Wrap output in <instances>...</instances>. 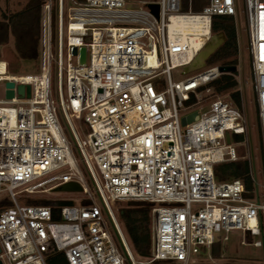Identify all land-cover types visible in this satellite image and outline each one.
<instances>
[{"label": "built area", "instance_id": "1", "mask_svg": "<svg viewBox=\"0 0 264 264\" xmlns=\"http://www.w3.org/2000/svg\"><path fill=\"white\" fill-rule=\"evenodd\" d=\"M243 1L254 125L231 99L214 96L209 84L224 75L220 66L177 81L172 74L187 75L213 38L212 18H235L236 0H206L199 12H184L182 0H81L65 12L57 0L56 59L54 0H43L40 72L11 74L4 62L10 77H0L15 85L12 99L5 86L0 99V201L12 203L0 212L2 264H47L51 254L68 264H196L202 255L212 259L211 246L227 242L231 231L263 247L253 238H264V182L252 146L244 156L236 147L256 129L264 148V0ZM150 4L158 5L157 16ZM73 47L86 49L85 65ZM20 85L30 87L29 97H19ZM194 112L197 119L182 125ZM241 160L250 165L253 191L215 178V166ZM70 183L81 189L77 204L18 203V196ZM128 201L152 204L148 257L131 252L112 212Z\"/></svg>", "mask_w": 264, "mask_h": 264}, {"label": "trees", "instance_id": "2", "mask_svg": "<svg viewBox=\"0 0 264 264\" xmlns=\"http://www.w3.org/2000/svg\"><path fill=\"white\" fill-rule=\"evenodd\" d=\"M191 2V4H190ZM43 0H24L18 3V8L10 11L0 10V59L2 48L10 41L18 60L28 61L38 65L41 37V10ZM206 0H182V10L191 8L194 12L202 10ZM211 32L219 36L222 44L208 57L207 66H238L239 45L235 19L231 16H215L212 18ZM201 45V44H200ZM200 48V47H199ZM198 48V49H199ZM9 71V70H8ZM11 73V72H9ZM237 71L233 74L221 75L212 81L214 94H228L234 104L241 108L240 92L237 90ZM261 153L264 148L261 144ZM215 178L218 182L240 180L249 191L254 190L251 179V168L247 161L223 163L214 167ZM252 195V194H251ZM35 203H46L35 202ZM12 203L9 200L0 201V212ZM72 201H60L59 206L73 205ZM151 207L145 201H128L119 209V215L126 233L140 257H148L151 251ZM57 217V216H56ZM222 244L216 242L211 246L210 254L214 259L221 257ZM204 251H206L204 249ZM47 264H68L64 255L51 254ZM205 264V263H196Z\"/></svg>", "mask_w": 264, "mask_h": 264}, {"label": "rangeland", "instance_id": "3", "mask_svg": "<svg viewBox=\"0 0 264 264\" xmlns=\"http://www.w3.org/2000/svg\"><path fill=\"white\" fill-rule=\"evenodd\" d=\"M81 0H64V11L66 12L67 8L70 6H74L75 2H79ZM137 0H130L133 4L136 3ZM24 0H0V10L2 11H10L18 8V3H23ZM56 5L57 0H54V13H53V20H52V35H53V51H54V58L56 59L57 54V45L56 40L58 38V19L56 17ZM185 10L184 12L189 11ZM192 11V10H191ZM194 12V11H192ZM235 25L237 30V36H238V45H239V65L237 66V75H236V81H237V90L240 92V98H241V110L242 112L248 117L250 125L256 124V116H257V105H256V97L254 93V85H253V75H252V69H251V63H250V54L248 50V37H247V31H246V19H245V13H244V1L243 0H236V16H235ZM222 41V39L219 36H213L212 40L208 43V46L205 48H213L216 46L218 42ZM0 61L6 62L8 66L9 72L11 74H19V75H27V74H36L40 72V62H38V65L28 62V61H21L18 60L14 51L13 42L10 41L7 45H5L2 48V54H1ZM209 66L205 63L200 66V64L197 62L193 66L187 68V75L180 76V71L176 70L173 74V79L175 81L185 78L186 76L194 75L198 72H202L205 70V68H208ZM55 70V67H54ZM182 70H185L183 68ZM5 83H0V99H3L5 97V90H4ZM62 92V90H61ZM63 97L66 96L65 91L62 92ZM52 96L55 101V105L58 108V100H57V92H56V85H55V71H54V77H53V83H52ZM214 96H220L222 98H228V94H214ZM59 123L63 127L67 137L71 140V137L66 129L65 123L61 117V115H58ZM75 125V121H73ZM245 138L241 137H234V141H243ZM247 141V145H244V147H236L238 151L240 152V155H246V153L249 151V148H253V154L255 156V162L254 167L256 169V172L258 174V181L259 184L263 185V177H264V154L261 153L260 146H259V140H260V134L258 130L252 131V133L249 135ZM252 143V144H251ZM242 148V149H240ZM250 148V150H251ZM90 182V179H89ZM36 184V183H33ZM50 185H47L46 187H49ZM23 195L18 196V203L20 205H26L28 202H42V201H49V200H68L73 199L74 204H77L79 202V199L82 197L80 192H73V191H63L60 188L58 190L52 189L47 193H38L35 195H32L31 197H22ZM20 197V198H19ZM97 202L99 207L104 212L103 206L100 202V200L97 197ZM126 202H117L115 203L111 208L112 212L114 214V217L116 219V222L118 224L119 229L122 232L123 237L125 238L129 249L131 252L136 254V251L134 247L131 244V241L126 233L125 227L123 225V222L119 215V209L122 208L125 205ZM105 218L108 221V218L106 216V213L104 212ZM109 223V221H108ZM110 224V223H109ZM111 233L115 239L116 244L118 245L121 253L123 254V251L120 247L118 238L114 232V230L111 227ZM261 241L262 242V236H257L253 238V242ZM210 259L207 255H202L200 258H198L197 263H205V264H264V254H263V247L256 248L252 245V239L250 237H247V235L244 232L241 231H231L228 234V241L224 242L222 244V250H221V257L219 259H214L211 257Z\"/></svg>", "mask_w": 264, "mask_h": 264}, {"label": "water", "instance_id": "4", "mask_svg": "<svg viewBox=\"0 0 264 264\" xmlns=\"http://www.w3.org/2000/svg\"><path fill=\"white\" fill-rule=\"evenodd\" d=\"M149 7L151 8V10L155 13V15H158V5L156 4H150ZM223 41H220L216 44V46H214L213 48H204L198 55L195 63H199L200 66H202L205 61L208 59V57L222 44ZM208 46V45H207ZM72 53L73 55H79V62L81 65H85L86 63V49L84 47L82 48H72ZM194 63V64H195ZM219 71L222 74H233L234 72L237 71V66H220L219 67ZM14 83L12 82H7L5 84V87L8 89V91L6 92V96L8 99H12L14 97ZM19 97H24L25 96V91H26V96L29 97L30 96V87L29 86H24V85H20L17 88ZM197 112H194L193 114L185 117L182 119V125H186L187 123L192 122L193 120L197 119ZM61 190L63 191H73V192H80V187L76 184L70 183V184H66L63 185L61 188ZM58 190V189H55ZM262 241H263V254H264V238L262 236ZM0 264H2V262L0 261Z\"/></svg>", "mask_w": 264, "mask_h": 264}, {"label": "bare ground", "instance_id": "5", "mask_svg": "<svg viewBox=\"0 0 264 264\" xmlns=\"http://www.w3.org/2000/svg\"><path fill=\"white\" fill-rule=\"evenodd\" d=\"M173 25H174V26L177 25L176 19H173ZM197 42H198V43L195 44L196 47H198V48L200 47V48H201L200 44H202V41L199 40V41H197ZM1 75H2V76H1ZM5 76L10 77V76L7 74V72L5 71V63L2 62V61H0V77H5Z\"/></svg>", "mask_w": 264, "mask_h": 264}]
</instances>
